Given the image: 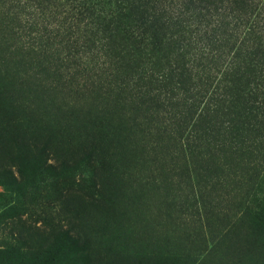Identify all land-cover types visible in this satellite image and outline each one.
Listing matches in <instances>:
<instances>
[{
    "label": "rangeland",
    "instance_id": "374dc122",
    "mask_svg": "<svg viewBox=\"0 0 264 264\" xmlns=\"http://www.w3.org/2000/svg\"><path fill=\"white\" fill-rule=\"evenodd\" d=\"M8 6L0 0V264L45 262L65 229L112 264H264V173L185 145L167 110L117 87L127 74L75 75L24 54Z\"/></svg>",
    "mask_w": 264,
    "mask_h": 264
},
{
    "label": "trees",
    "instance_id": "16d2710c",
    "mask_svg": "<svg viewBox=\"0 0 264 264\" xmlns=\"http://www.w3.org/2000/svg\"><path fill=\"white\" fill-rule=\"evenodd\" d=\"M201 1L3 0L24 54L75 75L107 72L118 81L127 74L117 87L167 110L185 145L225 152L250 164L247 175H259L264 0ZM66 230L45 262L30 264H112L89 239Z\"/></svg>",
    "mask_w": 264,
    "mask_h": 264
}]
</instances>
